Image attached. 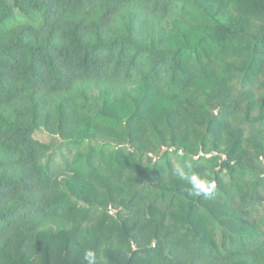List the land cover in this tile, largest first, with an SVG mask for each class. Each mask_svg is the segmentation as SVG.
I'll use <instances>...</instances> for the list:
<instances>
[{
  "label": "trees",
  "instance_id": "16d2710c",
  "mask_svg": "<svg viewBox=\"0 0 264 264\" xmlns=\"http://www.w3.org/2000/svg\"><path fill=\"white\" fill-rule=\"evenodd\" d=\"M114 86L136 89L117 113ZM185 160L210 197L173 175ZM87 249L264 264V0H0V264Z\"/></svg>",
  "mask_w": 264,
  "mask_h": 264
},
{
  "label": "rangeland",
  "instance_id": "374dc122",
  "mask_svg": "<svg viewBox=\"0 0 264 264\" xmlns=\"http://www.w3.org/2000/svg\"><path fill=\"white\" fill-rule=\"evenodd\" d=\"M206 2L210 5V3H213V5L216 3V0H206ZM232 12L229 8L228 12H227V16H232ZM182 23H184L185 21L184 20H180ZM179 21V23H181ZM173 22L172 20L169 21V22H165L163 24H160L159 22H154V23H150L147 25L146 27V31H145V34L146 36H150V37H154L155 39L158 38V34L161 33V30L163 29L165 31V34H164V37H166V39H170L171 38V34L169 32V24ZM181 25L187 29V30H191V27L190 25H187V24H182ZM203 85V84H202ZM203 87H206L205 85H203ZM114 88L112 93L110 95H108V99H109V102H114V101H117L118 105L116 106V108L112 107L114 109V112L117 113L119 111H121V108L124 106V99L126 98V94L129 93L131 96L135 93L136 89L135 88H128V87H122V86H114L112 87ZM104 88H101V87H97V88H94L93 91H94V95L99 98L100 100L102 99L101 98V95H102V92H103ZM126 93V94H125ZM95 126V129H96V133L95 134H92V136H95L97 140V142H100V143H104V142H113L110 137H107L106 136V131L107 130H117V131H121V128H114L112 126H107V125H102V124H99V123H93ZM117 125V124H116ZM247 135H248V131H247ZM91 136V137H92ZM44 138V137H43ZM53 143L56 145V146H59L60 145V142L59 141H53ZM114 143V142H113ZM122 144H126V143H122ZM165 148V147H163ZM201 152H198V154H196V156H194L195 158L199 157ZM151 157H153L154 155L152 153H149ZM209 155H212V153H209ZM113 210L114 207L112 208ZM116 211V210H115ZM57 227V225L55 224H50L48 225L47 227L44 228V230H48V229H52V228H55Z\"/></svg>",
  "mask_w": 264,
  "mask_h": 264
},
{
  "label": "clouds",
  "instance_id": "9594fccd",
  "mask_svg": "<svg viewBox=\"0 0 264 264\" xmlns=\"http://www.w3.org/2000/svg\"><path fill=\"white\" fill-rule=\"evenodd\" d=\"M173 175L182 182H186V189L190 197H210L215 189L216 184L213 180L205 179L194 171V165L190 160H185L183 164H177L172 169ZM83 260L86 264H97L96 254L93 250L87 249L83 252Z\"/></svg>",
  "mask_w": 264,
  "mask_h": 264
},
{
  "label": "built area",
  "instance_id": "2783aa9c",
  "mask_svg": "<svg viewBox=\"0 0 264 264\" xmlns=\"http://www.w3.org/2000/svg\"><path fill=\"white\" fill-rule=\"evenodd\" d=\"M217 154H212V155H209V154H204V153H200L199 157H205V158H211L212 156H216ZM114 211L111 209L110 210V214L113 215Z\"/></svg>",
  "mask_w": 264,
  "mask_h": 264
}]
</instances>
